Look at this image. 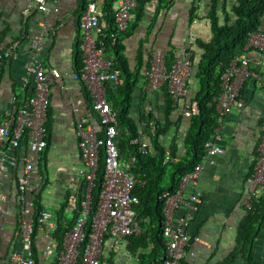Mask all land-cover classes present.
Wrapping results in <instances>:
<instances>
[{"label":"crops","instance_id":"0c3cea01","mask_svg":"<svg viewBox=\"0 0 264 264\" xmlns=\"http://www.w3.org/2000/svg\"><path fill=\"white\" fill-rule=\"evenodd\" d=\"M56 1L60 6L57 12L51 9ZM118 1L114 3L113 10L117 8ZM229 1L230 5L235 2ZM97 2L104 18V0ZM140 3H143L141 18L135 24L131 22L124 32L117 35V49L128 60L130 67L134 69L140 59L143 61L141 75L132 92L129 113L138 121L141 113L147 115V110H150L154 122L157 119L164 122L170 96L166 87L153 92L148 90L144 69L150 65L153 50L162 49L172 59L182 53L191 37H196L193 43L196 71L202 53L198 43L212 39L207 17L212 1L173 0L167 4L165 0H139V6ZM47 4L50 11L44 13L33 0H0V42L7 50L17 43L16 56H9L0 68V122L15 105V93L19 99L32 93L35 75L28 64L38 61L45 67L58 69L60 75L50 86L47 146L41 154L37 176L41 177L39 192L43 208L49 210L59 223L72 224L80 212V201L87 189L82 175L86 166L79 146L78 123L86 119L99 133L103 127L93 110L87 88L72 78V73L80 64L79 18L84 0H47ZM42 24L46 26L42 28ZM40 29H44L45 38L42 48L36 50L31 40ZM107 52L114 59L115 51L108 49ZM240 52L247 54L251 68L260 74L261 80L247 81L242 88L246 101L244 108L234 109L224 117V154L203 160V170L197 183L184 189L185 195L199 194L201 202L195 211L186 203L176 210L177 217L191 214L187 231L193 239L182 264H264V221L251 245L241 237V224L252 207V200L264 196V186L258 185L252 176L262 135L264 59L259 51L252 48ZM197 86L193 76L188 94L180 98L177 105L174 104L172 119L182 116L184 123L176 134L179 156L186 151L183 139L190 117L184 112L186 105L194 102ZM109 89L115 93L117 83H110ZM79 99L82 102L75 110L72 102ZM144 122H138L139 128L144 126ZM168 140L166 137L167 144ZM22 148L24 151L26 146ZM21 168L22 164L10 172L4 184L7 195L5 205L12 213L17 201L14 180ZM4 220L12 222L13 218L6 216ZM128 238L117 249L106 245L101 264H138V257L131 250ZM0 243L2 248L6 247L9 237L4 235ZM49 257L45 264L54 261L53 255Z\"/></svg>","mask_w":264,"mask_h":264},{"label":"built area","instance_id":"2783aa9c","mask_svg":"<svg viewBox=\"0 0 264 264\" xmlns=\"http://www.w3.org/2000/svg\"><path fill=\"white\" fill-rule=\"evenodd\" d=\"M33 1L37 3L40 11H50L47 0ZM136 7L137 0L118 1L114 10L117 35L135 21L133 11ZM51 9L59 11L58 1ZM45 26L42 24V28ZM106 26L107 21L102 17L97 0H88L86 9L79 18L83 66L79 71L72 73V78L82 82L89 91L93 110L103 127V135L86 119L79 121V146L86 166L82 175L87 189L80 201V212L72 224H66L64 221L59 223L47 209L42 208L36 212L34 199L36 192L41 188V177L37 176L38 166L41 154L47 146L50 86L55 77L60 75L58 69L45 67L38 61L28 64V68L35 75L32 93L22 99L15 93V105L0 122V241L4 235L9 237L6 247L2 248L0 243V264H45L50 255L55 258L52 264H101L106 245L117 249L127 237L140 233L141 228L136 219V205L140 203V199L134 194L140 179L132 171L136 157H124L120 152L117 113L107 98V84L118 83L121 71L115 66L114 59L108 55ZM117 35H113V44L118 41ZM44 38V29H40L31 40L32 47L41 49ZM195 39L196 37H191L182 53L176 55L169 65L166 51H152L150 65L143 72L149 91L153 92L166 86L174 103L188 94L190 80L194 75ZM16 45L17 43L7 50L5 44L0 42V66L4 57L16 56ZM250 48L259 51L264 59V29L249 33L244 49ZM221 79L222 89L214 99L219 124L212 138L206 142L204 160L224 154L222 121L234 109L244 108V84L249 80H261V76L251 68L247 54L239 52L229 62ZM81 102L80 99L72 102L75 110ZM147 111L149 114L150 110ZM184 113L187 116L199 113L197 102L186 105ZM143 124L144 126L139 128V135L131 142L139 144L140 150L146 152L150 146V134L155 132L156 127L154 120L148 123L145 121ZM23 146H26L24 151ZM102 152L105 157L104 181L95 212L91 215L94 202L92 188L95 186ZM168 160L174 161L176 158L167 151L165 161ZM20 164L21 172L14 180L17 201L12 207V213L5 205L7 195L4 184L8 174L14 172ZM203 164L204 161L200 162L193 170L183 175L176 193H163L165 250L164 256L154 264H182L187 254V248L193 239L187 231L191 214L177 217L176 210L182 203L189 204L193 211L198 209L200 195H185L184 189L187 185L197 183ZM252 176L258 185H264V113L262 135ZM6 216H11L13 221H5ZM60 225L65 233L59 242L55 234ZM195 239L199 240L198 237Z\"/></svg>","mask_w":264,"mask_h":264},{"label":"trees","instance_id":"16d2710c","mask_svg":"<svg viewBox=\"0 0 264 264\" xmlns=\"http://www.w3.org/2000/svg\"><path fill=\"white\" fill-rule=\"evenodd\" d=\"M116 1L104 0L103 2L104 18L107 21L105 29L107 51L108 49L115 51V66L121 71L115 93L109 89V84H107V95L109 94L107 98L112 101V108L117 113L120 152L124 157H136L132 171L140 179V183L134 189V194L140 199V203L136 205V219L141 230L139 234L129 236L130 248L137 255L138 264H154L164 256L165 250L163 233L165 198H163V193H176L180 188L183 175L193 170L204 160L206 142L212 138L214 130L219 124L214 99L222 89V73L232 58L244 49L249 33L264 29V0H235L232 5L229 4V0H211L207 17L210 21L212 39L209 42L200 41L198 43L202 53L193 75L198 84L194 101L198 104L199 113L193 114L187 120L183 139L186 151L183 156H179L178 140L176 139V134L181 131V125H184L183 118L179 116L176 120L172 119V112L177 103H174L168 91L170 97L167 99L165 120L164 122L155 120V132L150 134V146L147 151L142 152L139 144L131 142L135 136L139 135L138 122L145 120L148 123L150 120H154V115L151 112L147 115L141 113L140 119L136 121L129 113L130 103L133 99L132 92L141 75L143 61L140 59L138 66L134 69L131 68L128 60L117 49L118 41L116 44L112 43L113 35H117L113 10ZM165 1L170 4L173 0ZM87 2L88 0H84L82 13L86 9ZM137 2L136 12L133 11L136 17L134 24L141 18L143 10V3H140L139 6V0ZM8 57H4L3 63ZM173 58L167 56L168 65L171 64ZM78 60L80 64L77 66V71L83 66L80 42ZM171 134L173 135L171 136ZM100 135H103V131ZM166 137L169 138L168 144L165 141ZM167 151L176 160L165 161ZM104 175L105 157L102 152L95 186L92 188L94 202L91 215L95 212L99 200ZM34 199L37 206L36 212H39L43 208L39 191L36 192ZM263 221L264 196L252 200V207L241 224V237L245 239L246 243L251 245ZM63 233L65 232L60 225L55 234L58 240H61Z\"/></svg>","mask_w":264,"mask_h":264}]
</instances>
